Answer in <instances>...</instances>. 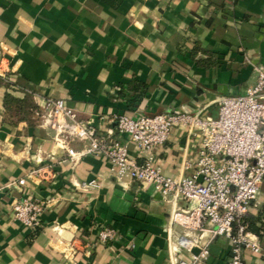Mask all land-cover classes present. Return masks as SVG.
<instances>
[{"label":"crops","instance_id":"0c3cea01","mask_svg":"<svg viewBox=\"0 0 264 264\" xmlns=\"http://www.w3.org/2000/svg\"><path fill=\"white\" fill-rule=\"evenodd\" d=\"M260 63L264 0H0V264H174L165 231L172 203L149 184L116 179L104 157L70 158L66 149L83 143L57 140L44 102L65 99L138 161L151 155L165 174L188 176L197 132L173 126L163 145L139 152L113 116L176 110L216 119L223 97L256 84ZM7 95L20 112L7 108ZM92 180L97 187L80 186ZM25 197L47 204L35 227L14 218ZM245 215L261 229L249 230L258 249L245 250L244 262L264 264V181ZM103 228L115 237L99 239ZM208 248L204 264H226L228 238Z\"/></svg>","mask_w":264,"mask_h":264},{"label":"built area","instance_id":"2783aa9c","mask_svg":"<svg viewBox=\"0 0 264 264\" xmlns=\"http://www.w3.org/2000/svg\"><path fill=\"white\" fill-rule=\"evenodd\" d=\"M257 82L244 95H229L219 102L216 119L202 113L172 111L145 114L127 111L115 114L119 134L128 137L139 152H150L165 143L173 126L182 125L200 136V148L188 176H170L154 165L151 155L141 161L129 154L127 142L116 139L112 132L78 118L65 99L48 98L44 102L45 121L57 131V140L65 147L80 141L83 147H69L72 159L83 155L107 159L118 180H134L151 185L162 198L172 203L165 228L171 260L174 264H204L209 256V241L222 236L229 239L230 255L226 264H245L243 252L258 249L255 236L244 220L264 181V63L255 66ZM24 179L18 180V185ZM82 188L97 187L95 180L82 182ZM178 202L184 203L177 206ZM47 204L25 197L13 206L14 218L25 227L39 224V216ZM175 227L181 232L175 233ZM210 239L202 242L201 235ZM113 228H103L99 239L114 238ZM197 248L198 252H193ZM189 253L188 259L179 253Z\"/></svg>","mask_w":264,"mask_h":264},{"label":"trees","instance_id":"16d2710c","mask_svg":"<svg viewBox=\"0 0 264 264\" xmlns=\"http://www.w3.org/2000/svg\"><path fill=\"white\" fill-rule=\"evenodd\" d=\"M5 102H6L7 108H8V104L9 103L12 104L11 108H9V109L12 110L15 113L20 112L22 110V108H23V106L21 104V101H19L18 99H10L8 95L5 97ZM244 220H245V223H246V228L248 230H252V231L257 232L258 234H260V229L261 228L259 226L257 227L256 223L253 220L248 219L246 217V215L244 217Z\"/></svg>","mask_w":264,"mask_h":264},{"label":"water","instance_id":"95a60500","mask_svg":"<svg viewBox=\"0 0 264 264\" xmlns=\"http://www.w3.org/2000/svg\"><path fill=\"white\" fill-rule=\"evenodd\" d=\"M157 114H159V113H157ZM151 115H153V114H151Z\"/></svg>","mask_w":264,"mask_h":264}]
</instances>
